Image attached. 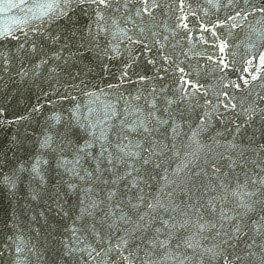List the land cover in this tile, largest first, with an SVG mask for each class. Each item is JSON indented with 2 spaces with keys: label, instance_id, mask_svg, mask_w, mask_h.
<instances>
[{
  "label": "water",
  "instance_id": "obj_1",
  "mask_svg": "<svg viewBox=\"0 0 264 264\" xmlns=\"http://www.w3.org/2000/svg\"><path fill=\"white\" fill-rule=\"evenodd\" d=\"M51 2L0 0V264H264V0Z\"/></svg>",
  "mask_w": 264,
  "mask_h": 264
},
{
  "label": "snow or ice",
  "instance_id": "obj_2",
  "mask_svg": "<svg viewBox=\"0 0 264 264\" xmlns=\"http://www.w3.org/2000/svg\"><path fill=\"white\" fill-rule=\"evenodd\" d=\"M86 2H90V3H97L99 2L100 4H103L104 6H108L107 5V0H80V3H86ZM69 3H70V0H65V3H64V8L67 9L69 7ZM13 7H20V5L18 4H9L8 5V8L11 9ZM42 8L46 9L45 11H42L38 17H35L37 19H43L45 17H47L48 19H52L55 17L56 15V10L58 8L61 7V5L57 2H55V0H53V2L51 3H48L46 5H41ZM60 15H67V11H62L60 13ZM21 31H23V29L21 28L20 29ZM11 36L12 38H16L14 35H13V31L12 30H9V29H5L3 32H0V39H3V38H6V37H9ZM21 47H23V45H21ZM59 58V57H57ZM262 60H264V56L261 57ZM147 130V129H146ZM147 162V161H145ZM39 165H40V160L37 159L33 165H32V172L35 176H39L40 175V168H39ZM9 181L11 182V178H9ZM243 206V205H242ZM149 207H152V205H149ZM250 210V208H249ZM143 219V217H141ZM165 224V226L167 227L168 224H167V221H164L163 222ZM203 229V226H201V230ZM239 230V229H237ZM157 231H160L159 229H157ZM122 243L124 244H127V241H122ZM187 246L188 247H193L192 243L191 242H188L187 243ZM160 247H167V242L166 241H161L160 242ZM208 253H210L211 256H215L216 253L212 250V249H208L207 250ZM126 259V257H125ZM174 259H178L176 257H174ZM179 264H183V261L180 260L179 261Z\"/></svg>",
  "mask_w": 264,
  "mask_h": 264
}]
</instances>
